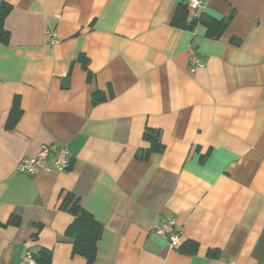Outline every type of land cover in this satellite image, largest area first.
<instances>
[{
	"label": "crops",
	"instance_id": "0c3cea01",
	"mask_svg": "<svg viewBox=\"0 0 264 264\" xmlns=\"http://www.w3.org/2000/svg\"><path fill=\"white\" fill-rule=\"evenodd\" d=\"M1 2L0 264H87L67 193L101 225L92 264H264V0H205L192 29L181 0ZM53 143L68 169L17 172ZM169 217L173 249L153 231Z\"/></svg>",
	"mask_w": 264,
	"mask_h": 264
},
{
	"label": "trees",
	"instance_id": "16d2710c",
	"mask_svg": "<svg viewBox=\"0 0 264 264\" xmlns=\"http://www.w3.org/2000/svg\"><path fill=\"white\" fill-rule=\"evenodd\" d=\"M10 11L9 5L4 2H1L0 5V42L7 43L9 35L5 31L4 21ZM175 16L173 18V24L185 29H192L196 23L197 18L192 19L188 18V15L185 11V6L178 5L175 10ZM225 24L222 25L224 28ZM215 37L218 34L214 35ZM12 115V113H11ZM14 120L11 123L7 124V127L12 125ZM143 139L149 143V148L146 151L155 152L161 150V145L158 141V135L153 130L150 129L144 131ZM144 156L147 155V153ZM59 208L61 211H66L73 216L72 222L66 229V235L72 238L73 241V253L83 257L87 264H92L95 259L96 254V244L100 240L101 225L81 206L79 198L72 193H67L64 195ZM11 224L15 225L17 222L15 219H12ZM33 255L36 264H49V255L40 251L37 255Z\"/></svg>",
	"mask_w": 264,
	"mask_h": 264
},
{
	"label": "built area",
	"instance_id": "2783aa9c",
	"mask_svg": "<svg viewBox=\"0 0 264 264\" xmlns=\"http://www.w3.org/2000/svg\"><path fill=\"white\" fill-rule=\"evenodd\" d=\"M184 3L185 11L189 19L198 17L205 5V0H181ZM45 37L50 46L57 44V39L53 31H46ZM188 63L190 71L202 67L201 60L196 52L194 44H190L188 49ZM70 157L65 146L59 144H43L39 147L38 153L33 157L22 158L16 165L18 173L31 176L37 171L62 172L68 169ZM155 234L160 235L167 242L170 248L180 245L181 228L178 227L172 217L162 219L153 226ZM19 264H36L30 251H26Z\"/></svg>",
	"mask_w": 264,
	"mask_h": 264
}]
</instances>
